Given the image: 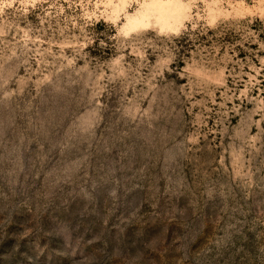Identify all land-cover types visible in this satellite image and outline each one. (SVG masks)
<instances>
[{
  "label": "rangeland",
  "instance_id": "obj_1",
  "mask_svg": "<svg viewBox=\"0 0 264 264\" xmlns=\"http://www.w3.org/2000/svg\"><path fill=\"white\" fill-rule=\"evenodd\" d=\"M0 264H264V0H0Z\"/></svg>",
  "mask_w": 264,
  "mask_h": 264
}]
</instances>
